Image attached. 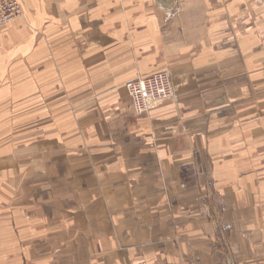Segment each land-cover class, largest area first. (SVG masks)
I'll list each match as a JSON object with an SVG mask.
<instances>
[{
  "label": "crops",
  "instance_id": "crops-1",
  "mask_svg": "<svg viewBox=\"0 0 264 264\" xmlns=\"http://www.w3.org/2000/svg\"><path fill=\"white\" fill-rule=\"evenodd\" d=\"M18 1L0 264H264V0ZM166 68L135 116L124 83Z\"/></svg>",
  "mask_w": 264,
  "mask_h": 264
},
{
  "label": "built area",
  "instance_id": "built-area-1",
  "mask_svg": "<svg viewBox=\"0 0 264 264\" xmlns=\"http://www.w3.org/2000/svg\"><path fill=\"white\" fill-rule=\"evenodd\" d=\"M21 15L22 9L18 0H0V27ZM125 89L131 100V106L137 114L147 112L150 102L167 99L172 95L167 72H155L150 76L129 80L125 83ZM140 264L147 263L142 261Z\"/></svg>",
  "mask_w": 264,
  "mask_h": 264
},
{
  "label": "rangeland",
  "instance_id": "rangeland-1",
  "mask_svg": "<svg viewBox=\"0 0 264 264\" xmlns=\"http://www.w3.org/2000/svg\"><path fill=\"white\" fill-rule=\"evenodd\" d=\"M24 15H23V11H22V15L21 16H19V17H17V18H22ZM9 23H12V22H9ZM8 23V24H9ZM8 24H6V25H8ZM6 25H4V26H6ZM155 72H167L168 73V76L170 77V82H171V91H172V95L170 96V97H167V99H163V100H156V101H152V102H150L149 103V105H148V107H149V110L147 111V112H149L153 107L152 106H157V105H159V104H162V103H164V102H167V101H172V100H174L175 99V91H174V85H173V80H172V76H171V73H170V70L168 69V68H166V69H162V70H157V71H155ZM155 72H152V73H155ZM151 73V74H152ZM151 74H147V75H137V77H145V76H150ZM137 77L136 78H134V79H137ZM133 80V79H132ZM129 81V80H128ZM127 82V81H126ZM125 82V83H126ZM125 83H124V88H125ZM126 90V89H125ZM128 98H129V95H128ZM129 103H130V107H132L131 106V100H130V98H129ZM43 108H44V110H47V112H45L46 114H49V113H51V105H50V103L48 104V103H46V104H43ZM132 112H133V114L135 115V116H138V115H142V114H145L146 112H143V113H136L135 111H134V109H133V107H132ZM51 115V114H50ZM62 115H64V114H61L59 117H51V116H49V118H44V121L46 122V121H49V123L48 124H44L46 127H48V128H50L52 125V122H55V124H57V125H60V124H62L63 125V123H66V121H67V117L64 115V116H62ZM36 120H33L31 123H34V124H36V122H35ZM31 138V137H30ZM32 139H34V137H32Z\"/></svg>",
  "mask_w": 264,
  "mask_h": 264
}]
</instances>
